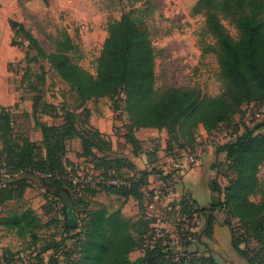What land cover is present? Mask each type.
Here are the masks:
<instances>
[{"label":"rangeland","instance_id":"1","mask_svg":"<svg viewBox=\"0 0 264 264\" xmlns=\"http://www.w3.org/2000/svg\"><path fill=\"white\" fill-rule=\"evenodd\" d=\"M196 1L0 0V125L7 124L0 131V169L12 164L14 152L22 147L33 158V164L12 177H5L4 170L0 171L2 184L12 178L23 179L27 184L21 198L0 205V220L27 211L33 219L35 235L26 233L21 237L0 221V264H49L50 257L55 258L52 264H77L78 232L86 224L88 213L99 207L119 209L121 217L139 220V230L149 220L156 237L161 235L183 253L184 241L176 233L179 219L166 207L171 205L175 184L205 157V165L215 170L214 176L221 187H228L235 177L234 168L226 153H216V149L234 140L244 126L264 122V102L242 103L237 112L217 124L215 132L222 134L226 130L227 137L214 143L203 134L201 122L190 117L173 128L167 124L140 123L128 110L127 94L122 89L104 95H79L66 72L45 55L54 52L55 40L67 34L73 46L66 53L71 63L96 77L108 22L130 13L143 19L151 33L155 88L198 91L203 98L219 96L226 88L219 67L220 51L215 39L203 29L204 15L190 13ZM12 22L22 28L14 27ZM221 22L232 38L238 40L236 25L227 18ZM25 32L35 39L42 53L30 43ZM66 113L78 135L65 139L66 181L56 187L46 180L48 174L40 171L37 164L46 156L41 124L61 126ZM127 136L137 141V149ZM86 147L92 154L84 155ZM185 153H192L195 163L171 184L170 195L162 187L159 195L150 191L142 199L125 198L104 189V183L110 179L118 180L117 185H129L125 179L132 174L126 167L116 170L113 164L116 159L132 162L138 173H148L145 184L151 189L160 185L163 174L173 170ZM70 178H76L78 183L73 184ZM59 190L69 196L70 208L63 205ZM263 198L264 164H260L248 199L257 204ZM215 217V222L220 224L228 220L235 236L242 240L240 247L256 259V264H264V235L257 238L250 224L229 216L227 208L217 211ZM67 224L74 227L68 230ZM185 224L191 233L200 232L204 218L194 217ZM201 239V243L193 240L189 249L207 250L204 245L207 238L201 236ZM218 252L223 260L225 249ZM143 254L141 249H134L128 256L134 261Z\"/></svg>","mask_w":264,"mask_h":264},{"label":"trees","instance_id":"2","mask_svg":"<svg viewBox=\"0 0 264 264\" xmlns=\"http://www.w3.org/2000/svg\"><path fill=\"white\" fill-rule=\"evenodd\" d=\"M191 14L204 15V31L215 39L220 51L219 67L226 85L225 91L214 97L203 98L198 91H180L174 88L157 89L154 86V51L151 33L147 23L140 18L124 13L118 20L109 21L106 27L107 38L98 58L96 77L71 63L67 52L73 46L69 36L56 39L54 52L45 55L66 72L75 85L79 95H104L123 90L128 110L138 117L140 123L167 124L176 126L184 118L201 122L208 133L217 129V124L237 112L244 102H264V0H197L191 8ZM231 20L239 31V39L234 40L221 22ZM21 29V25L12 22ZM30 43L36 45L27 32ZM37 51H43L36 45ZM7 126L0 125V131ZM216 127V128H215ZM264 122L252 127L244 126L234 140L219 145L216 153L224 151L232 163L235 177L230 185L222 188L216 178L208 182L212 194L208 207H198L195 202L182 196L170 205V210L179 213L176 221V233L181 236L183 253L162 236L155 238L154 228L149 220L132 221L121 217L119 209L108 210L99 207L88 213V219L81 231L77 264H216L209 250H190L193 240L201 243V236L211 238L215 224V213L227 208V214L242 223L250 224L257 238L264 235V198L257 204L248 199L253 187L257 167L264 164ZM42 143L46 156L38 161L39 170L47 173L48 182L61 187L66 181L65 139L78 135L71 118L66 113L65 123L61 126L41 124ZM130 144L138 148L137 141L127 136ZM195 142V138H194ZM14 152L12 164L5 166L8 177L19 174L25 167L33 164L30 152L20 148ZM13 152V151H11ZM84 155L92 154L89 147ZM116 170L126 167L131 176L125 180L129 185L104 183V189L126 197L142 199L138 188L144 183L148 173L137 172L132 162L116 159ZM140 174V175H139ZM136 175H138L136 177ZM7 183V184H6ZM6 183L0 182V205L8 200L21 198L27 187L23 179L12 178ZM203 217L204 224L200 232L187 230L186 220ZM8 229H15L19 236L33 233V219L30 213H12L1 218ZM231 234V246L249 264H256L240 247L242 240L235 236L233 225L224 220ZM69 230L74 226L65 225ZM185 229V230H184ZM150 230L148 234L147 231ZM181 230V232H180ZM251 231V232H252ZM252 232V233H253ZM163 235V234H162ZM194 236V237H193ZM134 249L144 251L136 260L129 259ZM55 258L50 257L49 264Z\"/></svg>","mask_w":264,"mask_h":264},{"label":"crops","instance_id":"3","mask_svg":"<svg viewBox=\"0 0 264 264\" xmlns=\"http://www.w3.org/2000/svg\"><path fill=\"white\" fill-rule=\"evenodd\" d=\"M210 156L212 154L206 155L207 158H210ZM205 163L204 157L190 174L184 176L180 183L175 184L176 190L172 194L171 203L177 202L184 196L194 201V204L198 207H208L212 197L208 182L210 179L215 178V170L211 169V165L206 166ZM166 207L170 209V206ZM204 245L212 253L216 264H249L244 257L233 250L231 246V234L225 224L215 222L212 237L205 239ZM221 249H225L226 251V256H223V260H220V254H217L220 253L218 251H221Z\"/></svg>","mask_w":264,"mask_h":264},{"label":"built area","instance_id":"4","mask_svg":"<svg viewBox=\"0 0 264 264\" xmlns=\"http://www.w3.org/2000/svg\"><path fill=\"white\" fill-rule=\"evenodd\" d=\"M203 134H205V137H208L210 136V140L211 142H217L219 140H221L223 137H227V133H226V130H224L222 132V134L220 133H217L215 131H212L210 133L206 132L204 130ZM218 134V135H217ZM208 139V138H207ZM197 141V139L195 138V142ZM198 142V141H197ZM195 163V158L194 156L191 154H183L182 157L180 159L177 160V162L173 165V170L171 169V171H168V172H165L163 174V179L162 181L160 180V185L157 186L156 185V188H148V185L147 184H144L142 185V187L138 188V190L142 193V196H149L150 195V191H153L154 195H159L161 193L162 190L161 187L165 190V194L167 195H170L172 193V190H173V186L171 185L174 181H176L178 179V176H181L184 174L185 170H187L190 166H192L193 164ZM1 168L0 171L3 172L4 170V173H2L5 177L7 176L8 177V174L5 172V169ZM15 175V174H14ZM138 176V175H137ZM156 179H159L160 176L159 174H156ZM73 184H77L78 181L76 178H70L69 179ZM159 181V180H158ZM107 184H113V185H117L119 184V181L118 180H115V179H110V180H107L106 182ZM153 189V190H152ZM156 197V196H155ZM175 215L176 217L179 219L180 216H179V213L175 212ZM152 226V225H151ZM154 228V227H153ZM154 235L156 234L155 233V228H154ZM161 236V235H159ZM158 236V237H159ZM156 237L155 235V238H158Z\"/></svg>","mask_w":264,"mask_h":264},{"label":"water","instance_id":"5","mask_svg":"<svg viewBox=\"0 0 264 264\" xmlns=\"http://www.w3.org/2000/svg\"><path fill=\"white\" fill-rule=\"evenodd\" d=\"M59 196L61 198L63 205L70 208V206H71L70 205V198L67 195V193L64 190H59ZM69 221H72V219H70Z\"/></svg>","mask_w":264,"mask_h":264}]
</instances>
